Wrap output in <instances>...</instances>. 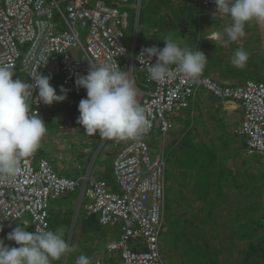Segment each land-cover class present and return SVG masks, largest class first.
<instances>
[{"label":"built area","instance_id":"obj_1","mask_svg":"<svg viewBox=\"0 0 264 264\" xmlns=\"http://www.w3.org/2000/svg\"><path fill=\"white\" fill-rule=\"evenodd\" d=\"M0 0V64L20 65L30 83L34 77L62 74L65 85L86 75L91 63L110 64L128 71L133 81L136 70L145 72L152 89L142 96L140 105L149 121L139 139H129L113 161L114 182L89 173L68 177L55 170L37 152L24 158L20 172L10 181L0 178V222L14 227L24 221L34 230H53L49 200L77 187L81 199L87 198L88 215H98L103 225L122 223L119 238L105 244L107 259L97 257L94 264H166L160 246L161 229L167 206L166 170L168 154H151L147 138L156 121L162 133L174 128L172 113L187 108L200 87L221 98L241 102L244 115L240 132L245 135L250 154L264 155V81L248 78L242 84H221L211 76L192 80L172 65L174 76L163 83L151 81L147 69L157 60L143 52L163 46L151 41L131 49L126 44L129 13L119 4L142 0ZM199 8L214 14V0H199ZM58 17L61 21L59 22ZM76 49V53H73ZM143 53L144 56L139 57ZM138 57L143 61L138 59ZM30 97L32 108L47 121V109L38 98ZM86 92L81 96L86 98ZM36 100V101H35ZM115 186L119 187L116 189ZM81 199L79 202H81Z\"/></svg>","mask_w":264,"mask_h":264},{"label":"rangeland","instance_id":"obj_2","mask_svg":"<svg viewBox=\"0 0 264 264\" xmlns=\"http://www.w3.org/2000/svg\"><path fill=\"white\" fill-rule=\"evenodd\" d=\"M107 2L112 3L109 0H107ZM119 6L131 12L129 16L130 25L127 29L128 33L126 37V44L130 49L134 42L136 14L140 15L139 19L141 17L143 23V26L138 30L139 36L137 38V45H146L152 39L161 42L162 39L159 38L160 34L156 33V29L159 27L162 31L166 32L167 36H171L180 42L182 38H186L182 45L191 47L193 50L197 48L202 51L204 45H209L211 40L207 39L204 35L205 33L203 34L201 31V18H206L207 21L211 23V18L214 17L219 24V28L222 29L223 27V30L231 24L230 17L226 15L207 16L205 14H200L199 0H142L140 8H138L137 2L131 5L120 3ZM56 18L59 22L61 21L58 17ZM221 20L224 21L223 25ZM245 28H250V30L257 31V33L253 38H250L252 33L246 32L245 29V35L239 39V46H244L246 48L248 42H251L252 45L261 43L264 45V23L252 21L249 22ZM225 37L228 39L226 34ZM212 43H214V41ZM223 43H226L225 45L228 44V42L225 41ZM229 49L230 47H228V50ZM73 53H76V49H73ZM261 59L262 58H260V60ZM223 61L222 57L216 59V62L221 65H223ZM249 63L250 61L247 60L245 66ZM228 67L236 71L240 70V81H243L245 78L256 80L264 79L262 78L263 76L258 74L260 70L259 65H254V69L256 70H253L256 71L255 73L252 69L250 70V68L248 71L244 70V67L237 68L233 65L232 61H229ZM211 69L212 67L210 65L205 66L203 73L208 74ZM14 71L13 80L22 78L28 82L29 77L25 72L21 71L20 65L14 67ZM46 75L51 77L50 83L56 88L57 94H62L60 92L61 86L64 87L67 93V98L65 100L53 102L49 106L47 117L54 118L56 116H62L60 115L62 107L64 109L69 104V111L77 121L80 115L78 111V104L81 97L80 93H83L85 89L77 88L75 81L71 82V85H65L62 81V74L55 75L47 72ZM190 111H192V107L174 111L172 113V118L175 127L174 130H169L167 133H162L160 129L161 123L157 120L153 134L147 138L151 154L162 152L163 149L165 153L168 154L166 170L168 205L160 236L163 260L166 264H211L212 260L215 259L216 264H264V258H260L257 255L247 259L246 249H249L248 244L250 241L257 240V236L250 238L240 237L238 235L240 230L236 219L237 216H241L247 221L251 216H260L264 214V182L261 184L263 185L262 193L256 196L247 195V193L250 194L249 188L242 187L243 179L240 176L237 177V184L233 180L229 183L220 182L219 186H223L224 191L222 199H220L216 206L211 208L216 213L215 217L212 220L206 218L207 211L210 209L207 208V206L211 205L207 201H209L210 197H214L217 194V191L210 186L211 182L208 176L209 172L212 173V171H214L210 165L211 160L209 157L215 152L214 149L217 154H219V158H222L223 161L231 160L232 168H235L237 164H241V162L245 160V155L247 154L250 158H256L250 160L252 168L250 167L249 170L255 172L258 169H263L264 171V160L262 159V163L257 161V157L261 156L258 155V153L249 155L244 146L242 136H239V138L230 137L228 136V130H226L224 134L227 142L218 140L220 139V135L216 134L218 133L216 130L213 133L210 131L209 134L206 130H202V134L199 133L197 135L196 133L198 130L195 123L200 124V122H198L200 117L198 118L195 114L189 115ZM227 115H229V113ZM223 119L225 120V117ZM180 122H184L185 127L183 129H185V132L182 133L180 131L174 134L173 132H176L178 128L176 125ZM77 126L79 131L70 134L67 128V130L64 131L66 135H69L60 136V139L67 143V152L56 151L55 147H53V141L44 143V139L41 141V147L37 150V160L41 157L48 159L55 170L68 177L83 176L90 168V172L93 176L98 178L104 177L107 180L114 181L115 176L112 173L113 156L107 159L103 150H100L97 154L99 149L97 145L94 146L93 150L90 151L89 149V152L87 148L92 147V135L87 134L78 123ZM220 126L222 128L221 131H224L225 127L221 124ZM63 127H65L64 124H62V128ZM57 129H59L58 124ZM95 135L100 134L97 132ZM173 139L178 141L176 146L172 144ZM112 141L113 139H107L106 142L111 143ZM125 142L126 141H121V146L124 145ZM113 148L116 149L115 147ZM231 150L234 152L232 155L231 152H229ZM245 167L246 165L243 164L242 168H236V171L238 172L239 169L243 170ZM115 188L119 189L117 186H115ZM179 197L180 200H182L178 203L175 202L176 199L179 200ZM241 198L251 199V201H240ZM79 199H81V188L77 187L72 191L66 192L62 196L49 200L51 209L58 214L59 218H62L63 221L65 220L64 225H59L58 229L62 231L63 238L66 239V242L69 239V244L71 241V246L75 248L74 252L68 253L66 257L61 260L55 261V264H75L76 258L81 254L90 259V264H94L97 255L104 259L107 257L108 253L104 246L105 244H102V247L99 245L98 247L95 246V253L90 256L88 255V253L93 251L90 250L93 238L91 239L82 235L83 231L81 224L85 215H91H87L88 213L85 209L87 198L83 197L81 202H79ZM203 199H207L206 203ZM255 201L259 202V209L257 212L254 211V209L246 208L247 204H252ZM173 203H175L174 206ZM203 206L204 209L202 208ZM172 207L175 211L173 216L178 218L175 226L172 225L173 222L171 221L174 219H171L170 214H168V211ZM70 215L71 220L68 219ZM97 216L98 215L91 216L90 219H95ZM69 220L70 223H68ZM73 220H75V222ZM0 225L3 224L0 222ZM17 226L23 227V221L18 222L16 224V227ZM122 226V223L115 225H98L97 228L102 240L101 242L105 243L111 238H119L123 231ZM13 229L14 227L8 228L3 225V230L0 231L4 232V234H0V239H3L4 243L8 246L11 245H9L10 243L8 240L6 241L4 235H7ZM195 232L198 234H195ZM13 242L15 243V241ZM95 243L97 242L95 241ZM200 245L203 247L209 245L211 248H217L219 254L207 253L205 258L201 257L207 261L206 263L199 259V256L196 254L195 248Z\"/></svg>","mask_w":264,"mask_h":264},{"label":"clouds","instance_id":"obj_3","mask_svg":"<svg viewBox=\"0 0 264 264\" xmlns=\"http://www.w3.org/2000/svg\"><path fill=\"white\" fill-rule=\"evenodd\" d=\"M214 2L217 5L215 13L231 19V24L225 28L224 33L232 41L245 35V27L249 22L264 23V0ZM163 40L165 46L162 49L152 47L143 50L148 55L157 57L154 64L149 63L148 78L163 83L174 76L171 66L176 65L180 72L192 80H197L207 64L208 57L204 52L182 45L171 36ZM142 56L143 53L139 55ZM247 60L248 54L243 49L235 50L232 60L234 66L242 68ZM14 67L11 63L0 64V178L5 181L15 178L20 172L21 161L32 156L41 147V141L47 133V121H44L39 112L32 108L33 103H30L33 91L38 90L39 100L47 105L67 98L63 86L60 87L62 94H57L48 75L34 77L35 83L26 82L22 78L13 80ZM138 71L141 70H136V73ZM129 73L119 66L114 68L107 63H91L87 74L76 79L77 88H84L87 94L78 104L80 115L77 118V123L87 134L98 132L107 139L135 140L147 131L149 121L143 107L138 103L137 90L129 78ZM27 227L23 221V227L17 226L7 235V239L15 241L18 246H8L0 239V264H52V261L61 260L75 251L68 243L69 240L66 242L63 238L60 229H36L29 232L25 230ZM2 230L3 225H0V231ZM75 264H90V259L81 254L76 258Z\"/></svg>","mask_w":264,"mask_h":264},{"label":"crops","instance_id":"obj_4","mask_svg":"<svg viewBox=\"0 0 264 264\" xmlns=\"http://www.w3.org/2000/svg\"><path fill=\"white\" fill-rule=\"evenodd\" d=\"M134 3L135 2L132 1V2H129L127 4L131 5ZM121 9L123 11H127L129 13V16L131 15V12L128 9H123V8H121ZM200 14H202V15L205 14L207 16L208 15H210V16L216 15V14H213L210 10H203V12L200 11ZM139 16L140 15L136 14V18H135L136 29L134 32V38H138V36H139L138 30L140 29L141 26H143V23L139 19ZM129 19L130 18H128V21H129ZM211 19H212L211 23L208 22L206 18L205 19L201 18V21H200V27H201L202 33L203 34L205 33L204 34L205 37L207 39L211 40L209 45H207V44L204 45V49L202 51L208 57L206 66L210 65L212 67V69H211L210 73H208V74L202 73V74L206 75V76L213 77L214 79H216L217 81H219L223 85H225V84L237 85L238 83L242 84L248 78H245L243 81H240V79H241L240 70L236 71V70H233L231 67H228L229 61L233 60V55H234L235 50L238 48H241L248 54V61H250V63L248 65L244 66L243 69L248 71L250 68V70L252 69V71L255 73L256 71H254V70H256V69H254V65H259L260 70L258 71V74L260 76H263L262 78H264V68H263L264 67V45H263V43L252 45L251 42H248L246 48L244 46H239L238 45L239 40L232 41L229 38L226 39L223 27H222V29H220L219 24L216 22V19L214 17ZM221 21H222V25H223L224 21L223 20H221ZM219 23H221V22H219ZM129 25H130V21L128 22V26ZM138 25H139V28H138ZM245 29H246V32L252 33L250 38H253L255 36V34L257 33V31L250 30V28L249 29L245 28ZM151 30H153V29H151ZM156 33L160 34L159 38L162 39V41L161 42L158 41V42L161 45H163V47H164L165 41L163 39L165 37H169V36H167L166 32L162 31V29H160L159 27L156 29ZM152 40H154V39H152ZM185 40H186V38H182L181 43H183ZM213 41H214V43H212ZM224 41L228 42V44L225 45L226 43L224 44L223 43ZM216 42H218V43H216ZM146 45H144V46H146ZM228 47H230L229 50H228ZM189 48H191V47H189ZM220 57H222V60H224L223 65L216 62V59L220 58ZM260 58H262V59L260 60ZM262 80H264V79H262ZM133 83H134V86L137 90L138 103H140L142 96H144L146 94V92H148L152 89V84L147 80V77L143 71L137 72V75L135 76ZM71 84L72 83H70L69 85H71ZM69 107H70L69 104L64 109L62 107L61 113H60V115H62V116H60V117L59 116H56L54 118L48 117L47 124H46L47 133L44 136V138L42 139V141L45 139L44 143L53 141V147H55V150L58 152L59 151L67 152L66 151L67 143L60 139L61 135H63V136L69 135V134L66 135L64 130H67V128H68L70 134H72L75 131H79L78 130L79 128L77 126V121L75 120V117L70 113ZM190 107H192V111L189 112V115L195 114L198 116V118L200 117V120H198V122H200V124L195 123L197 125V130H198V132L196 133L197 135L199 133L202 134V130H206V132H208V134L210 131H211V133H213L216 130V131H218V133H216V134L220 135V139H218V140H224L225 142H227V139L224 136V134L226 133V130H228V133H229L228 136H230V137H233V138L238 137L239 138V136H242L244 146L247 149V153L249 154V151H248V148L246 145V137L244 134H242L240 132V125H241V122L243 120V115H244V109H243V106H242L240 101L232 99V98L218 97L215 94H213L211 91H209L207 88L202 86L196 91L195 96L190 100V105L187 108H190ZM228 113L231 116L227 115ZM221 116L223 118L225 117V120ZM57 124H58V128L60 130L57 129ZM62 124H64L65 127L62 128ZM220 124L225 127L224 131H221L222 128H221ZM176 126H178V128H177L176 132H173L174 134H176L180 131L182 133L185 132V129H183L185 127L184 122H180ZM171 130H174V128H172ZM91 137H92L91 139H92L93 143H92L91 148L90 147L87 148L88 151H89V149H90V151L93 150L94 146L97 145L99 148L97 151V154L100 152V150H103L106 154L107 159L110 156H113V159H114L116 154L120 150V148L123 146V145L121 146V141H126V142L128 141V140H114L113 139V141L111 143L109 142L110 143L109 144L106 142L107 138L102 139V137L100 135H92ZM177 142H178L177 140L173 139L172 144L176 146ZM53 147H52V150H53ZM60 147H62V148H60ZM113 147H115L116 149H114ZM107 153H108V155H107ZM249 155H251V154H249ZM246 156L248 157L247 154L245 155V157ZM41 158H44V157H41ZM242 163H243V161L241 162V164H237L236 168H240V167L242 168V165H243ZM244 165L247 166V164H244ZM87 173L92 175L90 172V168H89ZM102 174L105 175L104 173H102ZM109 181L113 182V180H109ZM52 211L53 210L50 209V219H51V212ZM53 213H55V211H53ZM54 217H56V216H54ZM58 223H59L58 226L61 224L64 225V221L62 220V218H59ZM97 257H101V256L97 255ZM107 257H108V254H107ZM107 257H106V259H107ZM101 258H103V257H101Z\"/></svg>","mask_w":264,"mask_h":264},{"label":"trees","instance_id":"obj_5","mask_svg":"<svg viewBox=\"0 0 264 264\" xmlns=\"http://www.w3.org/2000/svg\"><path fill=\"white\" fill-rule=\"evenodd\" d=\"M140 20H141V17H140ZM257 80L258 81H264L262 79H257ZM85 91H83V93H80L81 96L85 93ZM93 135H95V134H93ZM214 151L215 152L209 156L210 160H211L210 165L214 171H212V173L209 172L208 176L210 178L209 181L211 182L210 186H212L213 189L215 191H217V194L214 197H210L209 201H207L208 198L203 199V201H205V203L207 201L211 204V205L207 206V208H210L206 214V218H208V220H212L215 217L216 213L211 208L216 206L217 203H219L220 199H222V196H223V192H224L223 186H219L220 182L229 183L233 180L237 184V177L240 176L243 179L242 187L249 188L250 194L247 193V195H253V196L260 195L262 193L263 185H261V184H262V182H264V171H263V169H258L256 171L254 170L255 172H252L249 170V168L252 167L250 160L256 159L255 157H253V158L245 157L243 164H247V166L245 168H243V170L239 169L237 172L236 166H235V168H232L231 160L223 161L222 158H219V154H217L215 149H214ZM229 152H231V155H232V153H234L233 151H229ZM263 157L264 156L257 157V161H260L262 163V159L264 160ZM181 200L179 197V200L176 199L175 202L178 203ZM247 200H249V199L241 198L240 201H247ZM250 201H251V199L249 200V202ZM174 204L175 203H173V206H174ZM167 205H168V201H167ZM202 208L204 209V206ZM246 208L254 209V211L257 212L259 209V202L255 201L252 204H247ZM166 209H167V206H166ZM174 212L175 211L173 210V207H172L168 211V214H170L171 219H174L171 221L173 222L172 225L175 226L176 221H178V218L173 216ZM52 213H53V211L51 212L50 223H51L52 228L55 231L56 229H58L59 218H58L57 213H53V215H52ZM54 216H56V217H54ZM91 216H96V215H91ZM91 216L85 215V217L82 220V224H81V228L83 231L82 235H85L91 239L93 238V241L90 245V250H93V251L88 253L89 256L91 254L95 253L94 252V250L96 249L95 246L98 247V245H99L102 247V244H106L108 242V241L105 243L101 242L102 240L99 236V232H98V228H97L98 225H101L99 222V217L97 216V218H95V219H90ZM68 219L71 220V215L68 217ZM236 219H237V225L239 226V230H240L238 233V235L240 237L250 238V237L257 236V240L250 241L248 244L249 249H246L247 259L250 258L251 256H254V255H257L260 258H264V230H263L264 229V214H262L260 216L259 215L258 216H256V215L251 216L249 219H247V221L241 216H239V217L237 216ZM70 220L68 223H70ZM15 227H16V225L14 226V228ZM25 230L32 232V231H34V228L32 225H28V227ZM0 234H4V232H0ZM195 234H198V233L195 232ZM7 235H4L6 238V241L8 240ZM95 241L97 243H95ZM9 243H10L9 245H11V246H18L13 241H9ZM70 245H71V241H70ZM195 249H196L197 256H199V259H201L202 261H204L206 263H207V261L201 257L205 258L207 253H214L215 255L219 254V250L217 248H211V246H209V245L207 247H203L200 245L199 247H196ZM52 264H55V261H52ZM211 264H216V259L212 260Z\"/></svg>","mask_w":264,"mask_h":264},{"label":"bare ground","instance_id":"obj_6","mask_svg":"<svg viewBox=\"0 0 264 264\" xmlns=\"http://www.w3.org/2000/svg\"><path fill=\"white\" fill-rule=\"evenodd\" d=\"M202 11V10H201ZM203 12V11H202ZM214 14V13H213ZM216 15H220V14H216ZM217 35V34H216Z\"/></svg>","mask_w":264,"mask_h":264},{"label":"water","instance_id":"obj_7","mask_svg":"<svg viewBox=\"0 0 264 264\" xmlns=\"http://www.w3.org/2000/svg\"><path fill=\"white\" fill-rule=\"evenodd\" d=\"M75 222V220H73Z\"/></svg>","mask_w":264,"mask_h":264}]
</instances>
